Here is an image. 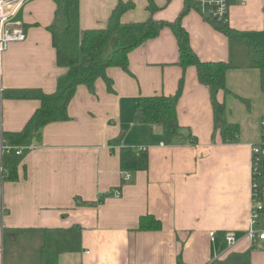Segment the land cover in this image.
I'll list each match as a JSON object with an SVG mask.
<instances>
[{"label": "crops", "instance_id": "0c3cea01", "mask_svg": "<svg viewBox=\"0 0 264 264\" xmlns=\"http://www.w3.org/2000/svg\"><path fill=\"white\" fill-rule=\"evenodd\" d=\"M132 1L135 7L123 13L124 22L151 16L174 21L187 2L155 0L159 7L152 14L148 0ZM118 2L80 0V28L105 26ZM56 9L55 0H30L22 9L27 38L3 56L4 89H57L67 68L57 64L48 28ZM228 21L247 36L229 37L194 3L182 17L202 60L230 64L231 93L218 97L227 104L226 119L240 124L238 139L225 141L215 132L210 88L199 81L195 66L184 70L179 64L178 39L163 28L130 52V71L108 69L112 91L103 79L94 93L80 85L68 120L47 124L24 155L5 157L7 165L16 164L18 177L5 182L0 264H226L220 260L248 249V264H264V240L247 236L251 145L261 139L264 117L261 72L254 66L257 47H264V0H230ZM183 74L181 129L167 142L161 127L137 121V103L143 96L175 94ZM39 105L37 99L2 97L0 132L21 131ZM124 145L145 146L149 156L148 169L128 171L129 180L121 170ZM115 189L120 196L112 194ZM77 198L88 203L77 204ZM146 214L160 219L162 228L139 229ZM72 228L80 230V240ZM229 233L236 236L231 247Z\"/></svg>", "mask_w": 264, "mask_h": 264}, {"label": "trees", "instance_id": "16d2710c", "mask_svg": "<svg viewBox=\"0 0 264 264\" xmlns=\"http://www.w3.org/2000/svg\"><path fill=\"white\" fill-rule=\"evenodd\" d=\"M57 4L54 22L49 25L53 45L57 53V64L67 68V71L58 78L55 91L47 92L41 88H23L6 90L3 97L13 99H37L40 105L28 119L25 126L18 132H4L7 143L22 146L40 139L43 128L52 122L69 119V104L80 85H86L91 92L96 91V84L103 79L110 91L113 90V80L108 69L118 66L126 71L129 69L130 52L149 38L156 37L163 28H171L179 43V64L184 70L188 66H195L199 81L210 88L211 100L215 113V132L219 131L225 141H236L240 133L238 122H229L226 119L227 104L219 99L221 91L231 93L227 84V71L230 64L224 60H202L190 44L189 32L182 25V17L192 6L193 0H187L186 8L174 21L157 20L153 16L143 21L124 22L122 15L125 11L134 8L135 2L119 0L105 26L82 30L80 28V0H55ZM148 9L152 14L158 9L155 0H148ZM218 30L229 37L244 38V34L233 28L229 21H219L204 17ZM257 58L254 66L261 72V89L264 93V47H257ZM185 85V75L179 79L175 94L157 93L143 96L137 103V121L144 124H154L161 127L167 142H173L179 135L181 125L177 113L179 98ZM244 101L249 103L248 99ZM121 170H146L149 167L147 149L138 150L137 147L124 145L120 149ZM7 179L18 177L16 164H5ZM77 198V204H87ZM162 228L160 219L152 214L140 218L139 229L157 230ZM78 234H76V232ZM74 238L80 240V230L71 229ZM251 249L235 251L224 260L226 264H248Z\"/></svg>", "mask_w": 264, "mask_h": 264}, {"label": "built area", "instance_id": "2783aa9c", "mask_svg": "<svg viewBox=\"0 0 264 264\" xmlns=\"http://www.w3.org/2000/svg\"><path fill=\"white\" fill-rule=\"evenodd\" d=\"M30 0H0V99L3 97L2 86L3 56L13 42H21L27 38V30L23 26L19 14ZM193 3L203 15L219 21H227L230 11V0H193ZM261 139L251 145V209L247 236L255 242L257 239L264 240V117L261 120ZM35 146L28 143L22 146L7 143L3 131L0 132V228H4V219L8 213L4 201L5 182L7 172L5 170V157L14 153L17 156L24 155ZM138 150L147 149L145 146L137 147ZM125 180L131 179V173L126 171ZM114 196H120L119 189L113 190ZM215 239V232H211ZM228 245L231 247L236 242V236L229 233L226 236Z\"/></svg>", "mask_w": 264, "mask_h": 264}, {"label": "rangeland", "instance_id": "374dc122", "mask_svg": "<svg viewBox=\"0 0 264 264\" xmlns=\"http://www.w3.org/2000/svg\"><path fill=\"white\" fill-rule=\"evenodd\" d=\"M14 44V42L10 45V47L12 46ZM9 155V154H8ZM8 155H6V156H8Z\"/></svg>", "mask_w": 264, "mask_h": 264}]
</instances>
